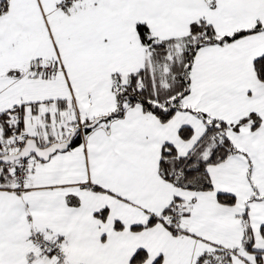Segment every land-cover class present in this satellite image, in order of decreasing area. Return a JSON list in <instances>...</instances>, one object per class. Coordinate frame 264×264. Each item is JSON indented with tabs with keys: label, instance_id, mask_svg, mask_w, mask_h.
Listing matches in <instances>:
<instances>
[{
	"label": "crops",
	"instance_id": "obj_1",
	"mask_svg": "<svg viewBox=\"0 0 264 264\" xmlns=\"http://www.w3.org/2000/svg\"><path fill=\"white\" fill-rule=\"evenodd\" d=\"M199 19L219 35L261 26L202 46L193 58L185 106L227 123L248 114L259 120L227 130L236 151L207 167L209 190L174 186L159 173L162 146L187 154L204 132L201 118L181 109L162 122L140 103L106 118L115 109L112 75L145 62L136 24L164 40L188 34ZM263 54L264 0H9L0 15V112L40 146L63 145L78 120L94 125L79 144L31 160L23 190L0 188V264H131L137 249L147 253L142 264L158 256L161 264H195L203 252L264 264V81L253 67ZM36 63L47 75L31 72ZM182 126L192 129L188 139ZM217 193L235 201L219 202ZM173 204L179 231L167 225L169 215L131 228ZM244 214L253 250L241 244ZM41 234L62 239L65 256L40 253L31 238Z\"/></svg>",
	"mask_w": 264,
	"mask_h": 264
},
{
	"label": "trees",
	"instance_id": "obj_2",
	"mask_svg": "<svg viewBox=\"0 0 264 264\" xmlns=\"http://www.w3.org/2000/svg\"><path fill=\"white\" fill-rule=\"evenodd\" d=\"M212 4V3H210ZM65 5V4H64ZM63 5V6H64ZM9 0H0V15L7 12ZM258 24L250 28L237 29L227 34H217L213 27L203 19L193 21L188 34L180 38L165 40L156 39L148 26L137 23L136 30L142 44L146 47V57L141 69L128 73L112 75V88L115 92V109L106 118L120 116L131 105L140 103L145 110L154 113L160 121H167L176 111L187 110L202 119L205 129L199 140L185 155H178L175 148L165 144L161 149L159 161V173L161 177L174 186L192 190H209L212 188L211 179L207 171L209 165L217 164L236 151L231 140L227 136V130L238 128L248 119H253V114L233 122L227 123L212 117L203 110L185 106L182 103L183 95L189 84L190 69L196 51L208 44H225L245 34L260 29ZM179 44V45H178ZM177 46L180 50H177ZM253 67L257 78L264 81V54L256 57ZM16 71L13 77L19 75ZM34 75L45 76L46 71H31ZM14 111V109H13ZM7 112H0V141L3 140L13 128L9 124ZM251 127L259 124L258 118L252 120ZM83 133H87L94 125L93 121H81ZM20 126L16 125V129ZM78 122L74 126L77 128ZM179 135L188 139L192 135L189 126H182ZM82 134L77 129L66 149L81 142ZM47 145V143H46ZM33 161H40L33 157ZM13 179L10 167L0 164V180L2 186H8ZM217 200L222 203L232 204L235 201L233 195L217 193ZM100 216H105V210L100 211ZM165 215L173 217V206H168L161 215L149 217L144 224L133 225L132 229H142L150 226L158 220L163 221ZM247 222L246 214L243 223ZM165 222V224H167ZM169 226V224H167ZM115 227L121 228L120 223ZM249 227L245 223L242 246L248 250L252 249V238L248 235ZM174 232V231H173ZM260 234L264 238V225L260 227ZM147 259V253L143 249H137L130 258L131 264H142ZM229 255L219 257L215 252H203L197 256L195 264H230ZM162 257L158 256L152 264H161Z\"/></svg>",
	"mask_w": 264,
	"mask_h": 264
},
{
	"label": "built area",
	"instance_id": "obj_3",
	"mask_svg": "<svg viewBox=\"0 0 264 264\" xmlns=\"http://www.w3.org/2000/svg\"><path fill=\"white\" fill-rule=\"evenodd\" d=\"M74 0H56L58 6H63L64 4L70 3ZM32 71L42 70L41 65L36 63L31 68ZM54 68H50V71H53ZM18 123L17 118L11 117L9 119V124L13 127L9 134L0 141V155L15 153L17 152L26 139L25 131L22 129H16ZM77 129L80 130V133L83 134V125L81 121L78 120ZM33 157V156H32ZM10 171L13 175L12 182L8 186H2L0 180V188L11 191H20L26 187V179L31 168L30 157H20L16 159L13 163L8 164ZM173 217L172 221L169 222V228L174 231H179L177 227V219L179 217V211L176 209V206L173 204ZM37 250L42 254H47L54 259H61L65 256L66 249L64 241L58 237H53L47 234L37 235L31 238Z\"/></svg>",
	"mask_w": 264,
	"mask_h": 264
},
{
	"label": "water",
	"instance_id": "obj_4",
	"mask_svg": "<svg viewBox=\"0 0 264 264\" xmlns=\"http://www.w3.org/2000/svg\"><path fill=\"white\" fill-rule=\"evenodd\" d=\"M76 130L77 128L71 131L70 136L63 143V145H61L60 142L54 141L46 146H40L34 137H27L24 141V144L17 152L0 155V164L8 165L13 163L16 159L20 157H31V156H34L36 159L40 161H46L55 150L67 148L72 138V135L75 133ZM219 264H224V263H219Z\"/></svg>",
	"mask_w": 264,
	"mask_h": 264
},
{
	"label": "rangeland",
	"instance_id": "obj_5",
	"mask_svg": "<svg viewBox=\"0 0 264 264\" xmlns=\"http://www.w3.org/2000/svg\"><path fill=\"white\" fill-rule=\"evenodd\" d=\"M144 24H145V23H144ZM137 33H138V32H137ZM151 33H152V32H151ZM153 36H154V35H153ZM154 37H155V36H154ZM182 37H183V36H182ZM155 38H156V37H155ZM179 38H180V37H179ZM156 39H157V38H156ZM168 39H170V38H168ZM158 40H159V39H158ZM164 40H165V39H164ZM178 45H179V44H178ZM204 46H205V45H204ZM176 48H177V50H180V47H179V46H177ZM145 57H146V47H145ZM141 68H142V67H141ZM141 68H140V69H141ZM134 72H135V71H134ZM130 73H132V72H130ZM127 74H128V73H127ZM30 160H33V157H32V156L30 157Z\"/></svg>",
	"mask_w": 264,
	"mask_h": 264
}]
</instances>
